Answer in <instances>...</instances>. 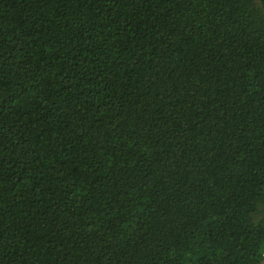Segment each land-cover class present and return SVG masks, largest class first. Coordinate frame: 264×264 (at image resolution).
<instances>
[{
  "label": "trees",
  "instance_id": "obj_1",
  "mask_svg": "<svg viewBox=\"0 0 264 264\" xmlns=\"http://www.w3.org/2000/svg\"><path fill=\"white\" fill-rule=\"evenodd\" d=\"M264 0H0V264H258Z\"/></svg>",
  "mask_w": 264,
  "mask_h": 264
},
{
  "label": "water",
  "instance_id": "obj_2",
  "mask_svg": "<svg viewBox=\"0 0 264 264\" xmlns=\"http://www.w3.org/2000/svg\"><path fill=\"white\" fill-rule=\"evenodd\" d=\"M258 264H264V256H263V258L259 261Z\"/></svg>",
  "mask_w": 264,
  "mask_h": 264
}]
</instances>
